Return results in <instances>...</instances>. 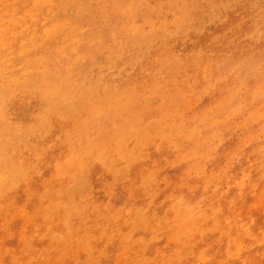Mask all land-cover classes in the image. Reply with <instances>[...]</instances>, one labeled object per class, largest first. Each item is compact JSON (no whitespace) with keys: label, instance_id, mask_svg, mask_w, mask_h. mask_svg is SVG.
Segmentation results:
<instances>
[{"label":"rangeland","instance_id":"obj_1","mask_svg":"<svg viewBox=\"0 0 264 264\" xmlns=\"http://www.w3.org/2000/svg\"><path fill=\"white\" fill-rule=\"evenodd\" d=\"M0 5V264H264V0Z\"/></svg>","mask_w":264,"mask_h":264},{"label":"bare ground","instance_id":"obj_2","mask_svg":"<svg viewBox=\"0 0 264 264\" xmlns=\"http://www.w3.org/2000/svg\"><path fill=\"white\" fill-rule=\"evenodd\" d=\"M1 4H2V3H1ZM0 6H1V5H0ZM4 7H5V6H4ZM21 20H22V18H21ZM1 21H2V20H1ZM19 21H20V20H19ZM23 21H24V20H23ZM26 22H27V21H26ZM17 24H19V23H17ZM21 24H22V23H21ZM21 24H20V25H21ZM23 24H24V23H23ZM20 25H19V26H20ZM138 25H139V24H138ZM138 25H137V26H138ZM6 29H7V28H6ZM2 30H3V29H2ZM23 30H26V29L23 28ZM28 32H29V31H28ZM21 33H22V32H21ZM23 36H24V35H23ZM1 38H2V37H1ZM95 38H96V37H95ZM97 38H98V37H97ZM23 39H24V38H23ZM6 40H7V39H6ZM2 41H3V40H2ZM36 41H37V40H36ZM69 41H71L70 38H69ZM72 41H73V40H72ZM74 41H75V40H74ZM77 41H78V40H77ZM89 42H90V41H89ZM67 43H68V42H67ZM68 44H69V43H68ZM74 44H75V43H74ZM60 45H62V44L60 43ZM65 45H66V44H64V46H65ZM37 46H38V45H37ZM42 46H43V45H42ZM68 46H69V45H68ZM68 46H67V47H68ZM71 46H73V45L71 44ZM6 47H7V46H6ZM73 47H75V46H73ZM21 49H22V48H21ZM69 49H70V47H69ZM67 50H68V49H67ZM71 51H72V50H71ZM24 53H25V52H24ZM69 53H70V51H69ZM74 53H75V51H74ZM74 53H73V54H74ZM3 54H5V53H3ZM71 54H72V53H71ZM41 55H42V54H41ZM69 55H70V54H69ZM3 57H5V56H3ZM6 57H7V56H6ZM43 57H44V56H43ZM70 57H71V56H70ZM74 57H75V56H74ZM0 59H2V57H1ZM77 59H78V58H77ZM71 60H72V59H71ZM75 61H76V60H75ZM4 64H5V63H4ZM1 74H3V73H1ZM12 74H13V73H12ZM65 75H67V74H65ZM7 76H8V75H7ZM4 81H6V80H4ZM7 81H8V79H7ZM116 130H117V129H116ZM121 131H122V130H120V132H121ZM107 133H108V132H107ZM106 135H107V134H106ZM101 136H102V135H100V137H101ZM115 136H116V135H115ZM121 136H122V135H121ZM102 137H103V136H102ZM102 137H101V139L104 140V137H103V138H102ZM122 137H123V136H122ZM98 138H99V136H98ZM120 139H121V138H120ZM96 140H97V139H96ZM97 141H98V140H97ZM97 141H95V142H97ZM104 141H105V140H104ZM107 141H108V140H107ZM117 141H118V139H117ZM121 141H122V140H121ZM95 142H94V143H95ZM119 142H120V141H119ZM94 143H93V144H94ZM82 146H83V145H82ZM91 146H92V145H91ZM85 147H86V146H84V148H85ZM82 148H83V147H82ZM2 152H4V150H2ZM4 155H5V154H4ZM6 156H7V155H6ZM0 157H2V156H0ZM3 159H4V158H3ZM6 159H7V158H6ZM2 161H3V160H1L0 162H2ZM176 162H177V161H176ZM2 163H3V162H2ZM6 163H8V162H6ZM15 166H16V165H15ZM11 168H12V167H11ZM16 168H19V165H18V167H16ZM22 168H23V167H22ZM22 168H21V169H22ZM14 169H15V168H14ZM4 170H6V169H4ZM12 170H13V169H12ZM16 170H18V169H16ZM3 173H4V172H3ZM3 173H2V174H3ZM5 174H6V173H5ZM5 176H6V175H5ZM2 177H4V176H2ZM0 180H1V173H0ZM199 214H200V213H199ZM196 222H197V221H196ZM178 238H179V237H178ZM119 260H120V259H119ZM122 264H124V263H122Z\"/></svg>","mask_w":264,"mask_h":264}]
</instances>
